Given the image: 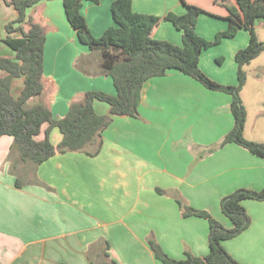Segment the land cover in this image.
I'll return each mask as SVG.
<instances>
[{"label": "crops", "instance_id": "crops-1", "mask_svg": "<svg viewBox=\"0 0 264 264\" xmlns=\"http://www.w3.org/2000/svg\"><path fill=\"white\" fill-rule=\"evenodd\" d=\"M115 1L84 5L83 15L95 37L114 26L111 9ZM215 1L132 0V6L137 13L162 19L153 39L182 46V33L164 17L184 15L190 5L201 8L207 13L199 17L197 33L212 41L229 26L227 9ZM28 15L47 30L45 90L42 96L30 99L28 108L47 106L53 118L60 120L88 92L116 94L111 78L88 76L74 67L79 58L89 55L83 60L85 68L89 70L91 63L97 68L100 56L90 57L88 46L80 42L68 22L62 0L41 1ZM17 17L15 9L0 0L2 58H16L4 40L7 24ZM259 29H264V20L257 22V34ZM12 37L22 34L16 32ZM235 38L236 46H225L234 61L236 53L249 45L250 34L240 30ZM209 50L201 55L203 72L222 85H237L236 61L232 71H222L220 76V70H208L205 62L210 58L215 67L224 68V55ZM7 76L0 69V79ZM23 88L24 78L14 79L12 96L18 99ZM232 100L227 93L208 90L184 73L170 70L144 84L137 118L112 116L108 104L94 103L99 115L113 118L103 132L104 145L98 156L57 153L34 172L12 154L14 138L1 137L0 264H91L88 250L100 239L110 243L109 254L118 264H163L149 245L151 237L171 258L183 260L187 252L207 256L209 222L183 217L177 199L209 212L231 229L234 225L222 211V199L239 189H264V160L236 144L221 146L235 124ZM248 123L246 138L259 142L249 137ZM62 140L61 131L54 128L51 143L57 147ZM18 173L26 183L22 188L16 186ZM35 175L51 189L33 184ZM242 205L251 225L223 246L241 264H264V201L245 200Z\"/></svg>", "mask_w": 264, "mask_h": 264}, {"label": "trees", "instance_id": "trees-1", "mask_svg": "<svg viewBox=\"0 0 264 264\" xmlns=\"http://www.w3.org/2000/svg\"><path fill=\"white\" fill-rule=\"evenodd\" d=\"M13 7L17 20L7 24L8 33L4 43L16 53L15 60L0 57V69L8 73L0 79V138H14L12 154H17L18 162L29 165L32 172L57 153H83L96 157L104 145L103 132L112 123L114 115L138 117L144 84L154 77L165 76L170 70H178L197 80L211 91L223 92L232 96L231 112L235 124L221 143V146L236 144L264 160V144L248 140L245 128L248 118L241 93L247 83L246 66L264 53V42L256 32V24L264 20V0H216L215 3L227 9L228 29L209 41L197 33L198 19L207 12L196 6H188L184 15L169 13L164 21L170 22L182 33V46L167 41L155 40L152 33L162 21L160 17L137 13L132 0H116L112 5L114 26L95 37L83 15L86 3L99 4L101 0H62L68 22L76 30L80 42L88 46L90 57L99 54L100 64H89L85 68L82 56L74 67L88 76L111 78L115 95L104 92H88L84 99L72 103L69 112L60 120H55L50 109L44 105L28 108L30 99L40 97L44 85V50L47 40L46 28L34 21L28 11L41 1L51 0H1ZM232 1L235 3L232 4ZM240 30L250 34L249 45L236 53L238 84L222 85L208 77L200 67L202 53L224 39H233ZM16 32L21 38H13ZM24 78V88L18 99L11 94L12 82ZM96 101L110 106L112 116L99 115L94 107ZM58 128L62 142L55 147L50 134ZM31 172V173H32ZM32 175V174H31ZM16 186L26 185L24 178L17 174ZM33 184L49 188L35 175ZM162 192V191H160ZM245 200L264 201V189L253 191L239 189L221 201V208L232 223L227 229L216 221L209 212L196 210L177 199L182 216L206 219L210 225V252L205 257L186 253V258L177 260L168 256L154 237L149 245L155 257L163 264H241L224 248L223 242L238 237L251 225V218L242 205ZM110 243L100 239L91 245L88 258L91 264H118L109 254Z\"/></svg>", "mask_w": 264, "mask_h": 264}, {"label": "rangeland", "instance_id": "rangeland-1", "mask_svg": "<svg viewBox=\"0 0 264 264\" xmlns=\"http://www.w3.org/2000/svg\"><path fill=\"white\" fill-rule=\"evenodd\" d=\"M257 36L258 39L262 42H264V29L258 30ZM247 34V33H243ZM238 37V41H239ZM237 39L233 40H224L226 43H220L218 45H214L210 50L207 52H214L213 50H216L218 54H223L225 61L223 62L224 68L215 67L214 64L211 61L210 58L206 59L205 66L209 70H213L214 72H218L221 76L222 71L229 72L232 71V68L235 67V61L232 56V52H230V48L225 46H236ZM247 46V45H245ZM245 49V48H244ZM208 50V49H207ZM224 52V53H223ZM256 62L253 64L252 67L245 68L247 73V85L244 88V91L241 93V97L244 100V103L246 105V109L248 112V128L247 133L249 137L251 138H257L259 139L258 143L264 144V53L260 57L257 58ZM254 60V61H255ZM219 61V60H218ZM217 59H214L215 65L219 66ZM259 127H256L258 126ZM255 142V141H254Z\"/></svg>", "mask_w": 264, "mask_h": 264}]
</instances>
